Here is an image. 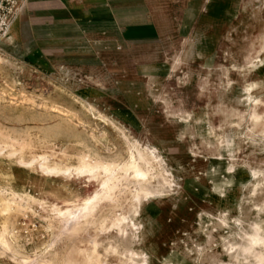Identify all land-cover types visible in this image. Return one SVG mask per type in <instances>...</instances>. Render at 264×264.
<instances>
[{"label": "rangeland", "instance_id": "obj_1", "mask_svg": "<svg viewBox=\"0 0 264 264\" xmlns=\"http://www.w3.org/2000/svg\"><path fill=\"white\" fill-rule=\"evenodd\" d=\"M27 1L0 47V129L31 139L27 158L47 153L64 166L104 135L102 154L139 148L156 179L110 198L104 213L118 219L104 228L103 207L67 209L59 223L56 209L22 201L34 242L17 262L0 245L6 263L264 264V248L249 244L264 237V0H120L101 29L41 17ZM61 183L65 195L98 188L74 172L48 189ZM82 219L84 232L67 236ZM44 241L52 248L36 253Z\"/></svg>", "mask_w": 264, "mask_h": 264}, {"label": "bare ground", "instance_id": "obj_2", "mask_svg": "<svg viewBox=\"0 0 264 264\" xmlns=\"http://www.w3.org/2000/svg\"><path fill=\"white\" fill-rule=\"evenodd\" d=\"M3 60L4 59L0 56V63H2ZM6 97V94L1 90L0 101L4 100ZM50 109L51 112L58 113L60 115H62V113L64 112L63 109L56 105L50 106ZM7 121L9 122V119ZM14 127L17 126L14 125ZM2 129H0V245L13 253L12 259L14 258L15 261L16 256L18 254H22L23 250L25 249V243L30 241L34 242L33 233L28 232L27 228L24 227L26 223L20 218L25 216L24 210L26 206L22 203V201H34L38 202L41 205H48L51 209H56L55 218H57L59 223H61L60 216H62L64 211H66L67 209L81 208L86 209L87 212H90L98 208L102 209L103 207L102 215L99 220L101 221V225L104 228V223L108 218L114 221V225L116 222L115 220L118 219L116 218V216H113L111 211H107L106 213H104V210L106 208L105 206L108 204V200L110 198H120V196H118V193L122 190L124 192V190L127 189L126 187H128L127 185L129 183L137 185L138 191H146V186L152 184V181L156 179L152 172L156 166L152 163V160L149 158L148 154L139 151V148L138 150L137 148H135L137 151L134 150V148L133 150H130L128 157L123 159H120V157L117 156L116 153L110 155L102 154L99 150L98 143L101 141L104 135H101L99 138L96 135L92 134L93 141L91 144L81 142L82 149L76 155L77 164H69L64 166L63 160L54 161L52 157L47 153L34 154L32 155V157L27 158L25 150L31 147V139H26V137L9 133L8 131H4V129ZM27 129L28 127L25 130L27 131ZM50 130L51 134H45L43 139L45 141L49 140V142H53V140L55 139V132L57 131H54L53 128H51ZM60 131L61 130H59V132ZM69 134L70 135H68V137H71V133ZM63 157L69 158V154L63 151ZM149 164H151V168L147 166ZM74 172H76V174L79 176L87 175L89 180L98 181V188L95 190V192L88 195H82L80 192H72L68 195H65L62 193V190L67 189V185L64 183H61L59 187L54 186L53 190L48 189V187L54 185L56 181L61 182L62 180L69 179ZM31 179L38 181L36 182ZM39 180H41L42 184L40 185L38 195H35L31 193V191L29 190V186L33 184L39 187ZM155 182L157 183V181ZM155 188L157 189L158 187ZM147 191H149V189H147ZM112 203L113 202H111L110 205ZM83 219L82 221H79V223L72 229L71 232H67L66 235H77L84 232L83 230L85 227V221H83ZM85 220L88 221L87 219ZM45 228L46 231L53 232V230L55 229L53 221L50 220L49 222H47ZM62 229L63 226L61 227L60 231H62ZM258 231L250 239V250L254 249V247L256 246L264 248V237H262L258 233ZM114 242L117 244L114 250L119 255V260H121L122 255L126 254V244L124 243V240L120 239L118 236ZM52 246L53 245L51 243H47L46 241H44L41 244H35L34 250L36 253H39L40 251H43L45 253L50 250ZM118 249L121 250L118 251ZM85 256L88 260H90L92 255L89 253H85ZM43 259V261L47 264H54V258L48 259L45 256ZM0 264L7 263L5 262ZM66 264H74V262L71 259ZM86 264H90V261H88V263Z\"/></svg>", "mask_w": 264, "mask_h": 264}, {"label": "crops", "instance_id": "obj_3", "mask_svg": "<svg viewBox=\"0 0 264 264\" xmlns=\"http://www.w3.org/2000/svg\"><path fill=\"white\" fill-rule=\"evenodd\" d=\"M120 0H33L30 8L41 17H51L61 21H74L84 26L101 29L116 18L123 9ZM26 0V4H27ZM1 249V248H0ZM0 263L6 262L1 255Z\"/></svg>", "mask_w": 264, "mask_h": 264}, {"label": "built area", "instance_id": "obj_4", "mask_svg": "<svg viewBox=\"0 0 264 264\" xmlns=\"http://www.w3.org/2000/svg\"><path fill=\"white\" fill-rule=\"evenodd\" d=\"M24 0H0V47L7 39Z\"/></svg>", "mask_w": 264, "mask_h": 264}]
</instances>
